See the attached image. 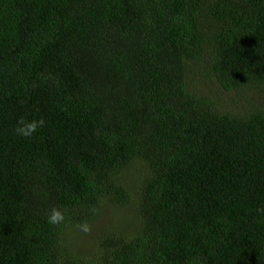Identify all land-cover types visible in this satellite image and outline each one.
Listing matches in <instances>:
<instances>
[{
    "label": "trees",
    "instance_id": "16d2710c",
    "mask_svg": "<svg viewBox=\"0 0 264 264\" xmlns=\"http://www.w3.org/2000/svg\"><path fill=\"white\" fill-rule=\"evenodd\" d=\"M0 264H264V0H0Z\"/></svg>",
    "mask_w": 264,
    "mask_h": 264
},
{
    "label": "clouds",
    "instance_id": "9594fccd",
    "mask_svg": "<svg viewBox=\"0 0 264 264\" xmlns=\"http://www.w3.org/2000/svg\"><path fill=\"white\" fill-rule=\"evenodd\" d=\"M45 125V121L41 118L39 120H26L21 119L15 128V133L23 138H30L42 129ZM46 221L49 225L60 226L66 223V210H62L58 207H52L46 215ZM81 230L85 233L89 231L87 222H83L79 225Z\"/></svg>",
    "mask_w": 264,
    "mask_h": 264
},
{
    "label": "rangeland",
    "instance_id": "374dc122",
    "mask_svg": "<svg viewBox=\"0 0 264 264\" xmlns=\"http://www.w3.org/2000/svg\"><path fill=\"white\" fill-rule=\"evenodd\" d=\"M118 209L117 208H115L114 206H110V208L108 207V209H107V212L106 213H104V215H103V217H102V220L101 221H99V222H97V227H101V226H104V225H106V223H107V221L110 219V214H112L113 212H115V211H117ZM86 236H90V234H89V232H87V233H83L82 234V237H86ZM91 243H89V245H88V250L90 251L91 249H94L93 248V245H92V243H93V241H90Z\"/></svg>",
    "mask_w": 264,
    "mask_h": 264
}]
</instances>
